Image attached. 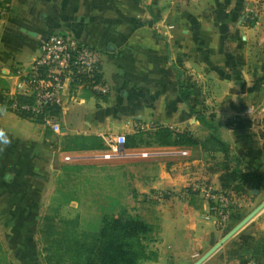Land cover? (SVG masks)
Wrapping results in <instances>:
<instances>
[{
	"label": "crops",
	"instance_id": "0c3cea01",
	"mask_svg": "<svg viewBox=\"0 0 264 264\" xmlns=\"http://www.w3.org/2000/svg\"><path fill=\"white\" fill-rule=\"evenodd\" d=\"M10 1L0 21V67L28 66L45 37L63 33L101 50V77L109 87L102 95L86 85H73L63 97L58 137L45 124L8 110L0 113V128L12 138L0 154V241L10 264H42L36 251L39 212L55 174L61 173L57 159L68 155L72 163L81 165L85 161L81 152L101 157L102 150L64 151L65 137L94 136L107 147L111 135L158 126L196 133V116L180 97L182 78L220 85L221 92L216 90L211 97H236L237 106L225 112L229 127H222L229 137L222 139L230 145L238 169L261 168L264 0ZM3 73L1 88L14 91L17 78ZM257 106L261 107L256 116ZM127 150L136 155L109 160H137L140 201L135 214L153 225L151 249L157 254L147 264H195L217 245L199 264H264L260 251L264 208L222 242L230 231L206 219V201L186 187L189 180L199 178L222 186L223 170L212 159L220 155L224 160L222 153L197 144ZM236 179L231 174V182ZM247 183L252 184L249 179L240 182L245 190ZM259 187L258 194H264Z\"/></svg>",
	"mask_w": 264,
	"mask_h": 264
},
{
	"label": "rangeland",
	"instance_id": "374dc122",
	"mask_svg": "<svg viewBox=\"0 0 264 264\" xmlns=\"http://www.w3.org/2000/svg\"><path fill=\"white\" fill-rule=\"evenodd\" d=\"M187 79H189L187 84L190 85H187V87L194 91L193 96L190 98L193 108L218 126V133L221 137L223 135L229 137L226 132L222 131V127H229L230 122L226 121L227 115L225 112L228 107L237 106L238 100L236 97H233V100L219 98V96L211 97L216 94V90H218L217 93L221 92L222 87L220 85L211 84L208 81L200 82L199 79L190 76ZM234 87H236V84ZM239 105H241V102H239ZM250 106L252 108V105ZM187 107L189 108L188 105ZM258 107L261 106L256 107V116L260 111ZM228 116L229 118H235V115ZM195 120L198 122L199 129L195 130L198 135L190 130L188 132H192L195 137L204 140L210 134L211 129L207 128L201 121ZM55 121L59 123L58 118ZM51 130L55 137L60 136L62 133L61 129L59 132H55L53 128ZM135 134H138L135 141L139 148L158 147L153 138V130L140 129L130 135ZM93 137H87L92 143V149L97 148L99 144ZM81 154L85 159L81 165L66 160L62 155L57 159L56 165L61 173L55 174L50 190L51 194L48 193L41 203L36 251L42 264H58L57 261L66 264L70 261L67 259L68 254L66 252L69 240H83L87 236H92L98 231L104 214L117 215L123 209H127L130 213L136 215L135 210L140 201L139 192H137V183H140L137 160L115 159L113 161L102 157L95 158L90 155V152H81ZM221 158H223V155H221ZM212 159L214 164L217 163L218 169L222 171L220 155H214ZM263 166L264 163L261 164V168L255 169L249 165L245 171L242 168H237L236 172L231 173L236 174L237 179L231 182V188L226 189L233 194L234 212L227 224H217V227L231 231L234 226L232 228L229 226L233 222H241L252 212L253 208H257L264 201V194H258L257 191L261 190L259 186L264 188ZM244 173L251 175L245 176V178L238 177ZM245 179L247 181L249 179L252 183L251 185L247 183L246 190L240 184ZM237 186L240 188H236ZM260 221H264V217ZM63 257L66 258L64 261L62 260ZM8 258V253L1 242L0 264H10V258ZM148 262L146 261L143 264Z\"/></svg>",
	"mask_w": 264,
	"mask_h": 264
},
{
	"label": "built area",
	"instance_id": "2783aa9c",
	"mask_svg": "<svg viewBox=\"0 0 264 264\" xmlns=\"http://www.w3.org/2000/svg\"><path fill=\"white\" fill-rule=\"evenodd\" d=\"M11 6L10 0H0V21L7 15ZM101 50L80 42L73 36L54 33L44 38L39 54L26 67L10 69L0 67L3 72L11 73L17 78L15 90L1 88L0 93L5 100L0 107L18 115L25 114L36 118L45 114L50 105L63 104V97L70 94L73 85L88 86L92 91L105 95L109 92L108 85L102 80L100 72ZM27 100L21 102L18 97ZM56 119L45 116V125L60 131ZM126 135L116 134L107 138V147L102 149L100 156L105 159L130 158L136 154L125 147ZM181 155H188L181 151ZM146 156L148 153H142ZM70 160V156L65 157ZM186 187L196 192L206 201L205 218L216 224H227L233 215V194L216 182L208 179H191Z\"/></svg>",
	"mask_w": 264,
	"mask_h": 264
},
{
	"label": "trees",
	"instance_id": "16d2710c",
	"mask_svg": "<svg viewBox=\"0 0 264 264\" xmlns=\"http://www.w3.org/2000/svg\"><path fill=\"white\" fill-rule=\"evenodd\" d=\"M180 76L184 75L179 70ZM182 78L179 84V93L181 99L189 106V110L205 126L211 129L210 134L204 140H201L188 130L180 132L168 126H158L153 129L155 144L161 147L165 146H187L201 145L206 151L220 152L223 154L221 170V182L223 188H231V170L236 172L238 166H234V159L230 153V145L219 135V128L212 121L207 119L201 112L193 108L190 98L194 91L190 90L187 85V79ZM190 86V85H189ZM21 102H25V97H18ZM5 100L4 95L0 93V103ZM45 114L36 118H30L22 114V117L32 119L33 121L45 124V116L54 119L58 118L61 107L57 104L50 105ZM48 129L51 128L48 126ZM48 133V131H47ZM135 135H126V148H138L135 141ZM94 138V137H93ZM96 139V138H95ZM99 144L97 148L92 149V143L85 136L74 135L65 137L62 141L64 151H83V150H102L105 144L96 139ZM251 174H242L238 177L245 178ZM236 188H240L237 186ZM154 227L146 222L139 215L130 213L123 209L119 214H104L101 219V225L96 233L83 240H69L66 248L68 261L66 264H143L146 261H154L157 254L151 249L150 243L154 241ZM1 244V241H0ZM261 254L264 257V235L260 247ZM66 258L63 257V261ZM49 261V259H48ZM58 264H63L57 261Z\"/></svg>",
	"mask_w": 264,
	"mask_h": 264
},
{
	"label": "water",
	"instance_id": "95a60500",
	"mask_svg": "<svg viewBox=\"0 0 264 264\" xmlns=\"http://www.w3.org/2000/svg\"><path fill=\"white\" fill-rule=\"evenodd\" d=\"M23 31L27 32L28 34L32 36H36V33L31 31H26L25 29H22ZM264 208V201L255 208L246 218H244L241 222H239L228 234L223 238L222 242L233 236L235 233H237L244 225L249 223L253 217H255L262 209ZM219 245L213 247L201 260L196 262L195 264L201 263L210 253H212Z\"/></svg>",
	"mask_w": 264,
	"mask_h": 264
},
{
	"label": "clouds",
	"instance_id": "9594fccd",
	"mask_svg": "<svg viewBox=\"0 0 264 264\" xmlns=\"http://www.w3.org/2000/svg\"><path fill=\"white\" fill-rule=\"evenodd\" d=\"M3 111H5V109L0 107V113ZM11 144L12 138L9 133L5 129L0 128V154H3Z\"/></svg>",
	"mask_w": 264,
	"mask_h": 264
}]
</instances>
